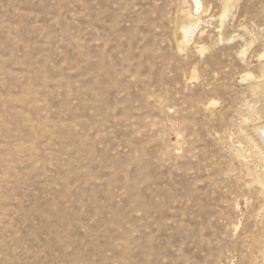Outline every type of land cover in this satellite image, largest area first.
Masks as SVG:
<instances>
[{"label":"rangeland","instance_id":"1","mask_svg":"<svg viewBox=\"0 0 264 264\" xmlns=\"http://www.w3.org/2000/svg\"><path fill=\"white\" fill-rule=\"evenodd\" d=\"M201 1L0 0V264H264V0Z\"/></svg>","mask_w":264,"mask_h":264},{"label":"bare ground","instance_id":"2","mask_svg":"<svg viewBox=\"0 0 264 264\" xmlns=\"http://www.w3.org/2000/svg\"><path fill=\"white\" fill-rule=\"evenodd\" d=\"M188 1H189V0H188ZM229 1H230V0H229ZM203 2H204V1H203ZM187 3H188V2H187ZM189 3H190V2H189ZM193 3H194V2H193ZM193 3H191V4H193ZM195 3H196L195 6H199L200 8H202V6H201V5H202V1H201V0H195ZM227 3H228V2H227ZM188 5H189V4H188ZM193 5H194V4H193ZM186 8H188V7H186ZM191 8H192V9L190 10L189 13H191V15H192V14H193L192 11H193V8H194V7L191 6ZM197 8H198V7H197ZM197 8H195V9H197ZM188 9H189V8H188ZM195 9H194V10H195ZM201 10H202V12H203L204 9H201ZM226 10H228V9H226ZM187 11H188V10H187ZM185 12H186V11H185ZM202 12H201V13H202ZM189 13L187 12L186 14L189 15ZM197 13H198V11H197ZM184 14H185V13H184ZM199 16H200V15H199ZM201 16H202V15H201ZM185 17H186V16H185ZM192 17H193V15H192ZM192 17H191V18H192ZM197 19H198V18H197ZM197 19H196V20H197ZM177 20H178V19H177ZM194 20H195V19H194ZM199 20H200V19H199ZM199 20H198V22H199ZM191 21H192V20H191ZM195 22H196V21H195ZM191 23H192V22H191ZM196 23H197V22H196ZM183 24H184V23H183ZM194 24H195V23H194ZM189 26H190V25H189ZM191 26H192V25H191ZM194 26H195V25H194ZM183 27H184V26H183ZM190 28H191V27H190ZM185 30H186V29H185ZM188 32H189V30H188ZM186 33H187V31H186ZM189 33H190V32H189ZM185 35H186V34H185ZM187 35H188V34H187ZM257 130H258V133H259L262 137H264V126L259 127Z\"/></svg>","mask_w":264,"mask_h":264}]
</instances>
